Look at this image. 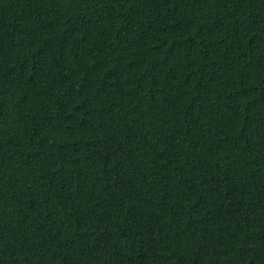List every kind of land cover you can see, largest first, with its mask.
Instances as JSON below:
<instances>
[{
  "label": "trees",
  "instance_id": "16d2710c",
  "mask_svg": "<svg viewBox=\"0 0 264 264\" xmlns=\"http://www.w3.org/2000/svg\"><path fill=\"white\" fill-rule=\"evenodd\" d=\"M0 264H264V0H0Z\"/></svg>",
  "mask_w": 264,
  "mask_h": 264
}]
</instances>
